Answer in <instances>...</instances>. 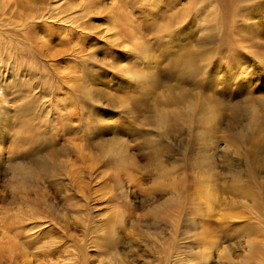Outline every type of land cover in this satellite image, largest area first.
<instances>
[{
	"label": "rangeland",
	"instance_id": "rangeland-1",
	"mask_svg": "<svg viewBox=\"0 0 264 264\" xmlns=\"http://www.w3.org/2000/svg\"><path fill=\"white\" fill-rule=\"evenodd\" d=\"M0 1V12L11 17L15 10L12 24L5 13L0 21L13 26L8 33L16 45L11 54L0 55L5 156L0 158V211L8 214L3 218L8 230L0 232L12 236L13 220L30 213L39 215L46 244L50 236L61 248L73 244L95 258L91 264H203L201 250L215 238L227 252L219 263L264 264V0ZM108 2L121 10L116 11L119 40L113 29L107 30L113 21ZM129 29L137 31L139 41ZM11 51L15 56L8 59ZM149 54V68H143L140 81L129 79L127 90L118 82L100 88L99 95L90 92L95 89L90 80H99L110 63L119 70L127 63L143 66ZM215 113L222 127L206 144L213 166L203 177L210 174L216 187L214 211H227L229 219L203 206L207 216L198 217L195 206L206 180L198 177L197 152L201 137L212 132L205 122ZM118 145L127 146L125 156L133 157L125 169L116 160ZM18 162L23 168L15 171ZM131 170L141 182L134 188L136 199L125 197ZM8 239L0 238V264H17L18 252Z\"/></svg>",
	"mask_w": 264,
	"mask_h": 264
},
{
	"label": "bare ground",
	"instance_id": "bare-ground-1",
	"mask_svg": "<svg viewBox=\"0 0 264 264\" xmlns=\"http://www.w3.org/2000/svg\"><path fill=\"white\" fill-rule=\"evenodd\" d=\"M10 1V0H9ZM24 1V0H23ZM50 1V0H49ZM59 1H61V0H59ZM83 1V0H82ZM92 1V0H91ZM96 1V0H95ZM30 2V1H29ZM40 2V1H39ZM62 2V1H61ZM94 2V1H93ZM97 2V1H96ZM2 2L0 1V4H1ZM35 3V2H34ZM63 3V2H62ZM105 3H106V1H105ZM3 4V3H2ZM32 4V3H31ZM56 4H59V3H57L56 2ZM61 4V3H60ZM17 5H19V3H17ZM17 5H16V7H17ZM49 5H50V3H49ZM99 5V4H98ZM98 5H97V8H99L98 7ZM113 5V3H111L110 4V2H108V14H109V17L113 20L112 22H111V25L109 26L108 25V28L109 29H107V30H111V29H113L114 31H113V38L114 37H118V39L117 40H119V37L120 36H116V32H118L116 29H117V24H116V21L118 22V20H119V13L118 12H120L121 10H118L117 9V7L116 6H112ZM9 6H10V4H9ZM13 6V5H12ZM34 6V5H33ZM40 6V5H39ZM38 6V7H39ZM45 6V5H44ZM85 5H83V7H84ZM87 7H88V5H86ZM106 6V5H105ZM0 7H1V5H0ZM67 7V6H66ZM90 7V6H89ZM101 7V6H100ZM107 7V6H106ZM2 8V7H1ZM0 8V9H1ZM7 8V7H6ZM14 8V7H13ZM43 8V7H42ZM52 8V7H51ZM56 8V7H55ZM58 8V7H57ZM81 8V7H80ZM113 8V9H112ZM117 10H116V9ZM61 9V8H60ZM60 9H59V11H60ZM62 9H64L63 7H62ZM79 9V8H78ZM90 9V8H89ZM101 11H102V7L101 8H99ZM98 9V10H99ZM81 10H84V9H81ZM85 10H87V9H85ZM107 10V9H106ZM105 10V11H106ZM8 11V10H7ZM10 11V10H9ZM15 11V10H14ZM14 11H13V13H14ZM58 11V10H57ZM91 11H93V10H91ZM116 11H118V12H116ZM31 12V11H30ZM65 12V11H64ZM63 12V13H64ZM89 12V11H88ZM2 13H5L6 14V12L4 11V12H0V15L2 14ZM10 13V12H9ZM12 13V14H13ZM37 13H39V12H37ZM60 13H62V11L60 12ZM100 13V12H99ZM5 14H3V16L5 15ZM10 15L12 18H14V16L13 15ZM15 14V13H14ZM28 14V13H27ZM51 14V13H50ZM56 14V13H55ZM7 15V14H6ZM9 15V14H8ZM7 15V16H8ZM39 15V14H38ZM73 15H77V14H74L73 13ZM92 15H93V13H92ZM2 16V17H3ZM18 16H20V15H18L17 14V17ZM26 16V15H25ZM33 16V15H32ZM32 16H31V18H32ZM94 16V15H93ZM9 17V16H8ZM7 17V18H8ZM11 17H9V20H7V22L9 21H11L12 19H10ZM36 17V16H35ZM75 17V16H74ZM84 17H85V15H84ZM6 18V19H7ZM23 18H24V16H23ZM38 18V17H37ZM37 18H35V19H37ZM40 18V17H39ZM50 18V17H49ZM62 18V17H61ZM64 18H66V17H64ZM64 18L62 19L63 21H64ZM69 18V17H68ZM68 18H66V19H68ZM93 18V17H92ZM130 18V17H129ZM4 18H2V20H3ZM5 19V20H6ZM26 19H28V18H26ZM59 19V18H58ZM85 19V18H84ZM88 19V18H87ZM33 20V19H32ZM69 20V19H68ZM68 20H66V22L68 23ZM71 20V19H70ZM18 21H19V19H18ZM59 21H61V20H59ZM84 22H86L85 20H83ZM82 21V22H83ZM130 20H128V22H129ZM44 22V21H43ZM47 22V21H46ZM62 22V21H61ZM66 22H65V24H66ZM75 22V21H74ZM73 22V23H74ZM123 22V21H122ZM131 22H132V20H131ZM131 22H129V24H131L130 26H132V23ZM11 23V22H10ZM8 24V23H6L5 21L3 22V21H0V30L1 29H3V31H4V35L6 36H3V34L1 35L0 34V38H1V36H3L2 38H7V41H5V40H2V38L0 39V55L1 56H3L4 55V53L6 54L7 53V51L10 53V48L11 47H13L11 44V35L12 34H9L8 33V30L10 31V29L9 28H11L12 29V23L11 24ZM39 24V23H38ZM127 24V23H126ZM12 26V27H11ZM24 26V25H23ZM62 25H60V27H61ZM78 26V25H77ZM80 27H82L81 25H79ZM84 27L83 28H87L88 29V27H85V25H83ZM99 26V25H98ZM119 26V25H118ZM14 27H16V25L14 26ZM25 27H26V25H25ZM29 27V26H28ZM59 27V26H58ZM62 27H64V26H62ZM62 27H61V29H62ZM66 27V26H65ZM64 27V28H65ZM107 27V26H106ZM120 27V26H119ZM134 27V26H133ZM30 28V27H29ZM28 28V29H29ZM33 28V27H32ZM67 28V27H66ZM65 28V29H66ZM73 28V27H72ZM132 28V27H131ZM135 28V27H134ZM15 29V28H14ZM59 29V28H58ZM67 29H69V28H67ZM66 29V30H67ZM87 29H85V30H87ZM120 29V28H119ZM121 29H122V27H121ZM120 29V30H121ZM128 29V28H127ZM13 30V29H12ZM24 30V29H23ZM26 30V32H27V29H25ZM24 30V31H25ZM73 30V29H72ZM78 30H80V29H78ZM89 30V29H88ZM132 31L133 29H129V31ZM37 32H36V34L39 36L38 38H40L41 40H44L45 39V37L43 36V31H41L40 29H37L36 30ZM55 31V30H54ZM104 31V30H103ZM130 31V32H131ZM59 32H61L60 30H59ZM58 32V33H59ZM135 33V35H133L132 33ZM137 32V31H136ZM136 32H135V30H133L132 32H131V34L134 36V39H138L137 41H139V36H137L136 35ZM1 33V32H0ZM3 33V32H2ZM12 33V32H11ZM30 33L31 32H27V35H30ZM53 33V32H52ZM63 33H65V31L63 32ZM91 33V32H90ZM92 33H93V31H92ZM21 34V33H20ZM19 33H18V35H20ZM48 34H50V32L48 33ZM120 34H123V32L122 33H120ZM22 35V34H21ZM20 35V36H21ZM67 35V34H66ZM110 35V37L112 36L111 34H109ZM118 35V34H117ZM14 36V35H13ZM12 36V37H13ZM36 38H37V36L36 35H34ZM46 36V35H45ZM51 37H52V35H50ZM68 36V35H67ZM133 36H132V38H133ZM66 37V36H65ZM107 37H109V36H107ZM16 39H17V37H15ZM46 38H47V36H46ZM50 38V37H49ZM105 38V37H104ZM131 38V37H130ZM52 39V38H51ZM60 39V38H59ZM109 39H111V38H109ZM121 39V38H120ZM126 39V38H125ZM18 40V39H17ZM22 40V39H21ZM28 40V42H30V43H32L33 42V40L34 39H27ZM38 39H36V41H37ZM114 40H116V38H114ZM129 40H131V39H129ZM35 41V40H34ZM40 41V40H39ZM47 41V40H46ZM15 42V41H14ZM22 42V41H21ZM38 42V41H37ZM45 41H41V43L43 44ZM111 42V41H110ZM120 42H122V44L125 42V41H122V40H120ZM131 42V41H130ZM136 42V41H135ZM25 43V42H24ZM126 43V42H125ZM19 44V43H18ZM20 44H22V43H20ZM33 44V43H32ZM32 44H31V47H33L32 46ZM39 45L40 46V48H41V46H43V45ZM34 45V44H33ZM16 46V45H15ZM15 46L13 47V48H15ZM29 46V45H28ZM34 46H36V45H34ZM45 46V45H44ZM43 46V47H44ZM63 46V45H62ZM38 47V46H37ZM75 47V46H74ZM76 47H77V45H76ZM79 47V46H78ZM29 48V47H28ZM39 48V47H38ZM45 48V47H44ZM51 48V47H50ZM12 49V48H11ZM30 49V48H29ZM33 49V48H32ZM187 49V48H186ZM16 51L17 50H19V49H15ZM35 50V49H34ZM84 50V49H83ZM130 50V49H129ZM13 51V50H12ZM11 51V52H12ZM20 51V50H19ZM25 51V50H24ZM23 51V52H24ZM31 51V50H30ZM41 51H43V50H41ZM136 51V50H135ZM14 52V51H13ZM13 52H12V55L8 58V59H10V58H12V56H15L14 54H13ZM22 52V53H23ZM56 52V51H55ZM85 52V51H84ZM129 52V51H128ZM15 53V52H14ZM34 53V52H33ZM32 53V54H33ZM41 53V52H40ZM48 53L50 54V50L48 51ZM88 53V52H87ZM148 53V52H147ZM11 54V53H10ZM20 54V53H19ZM25 54V53H24ZM23 54V56H26V54L24 55ZM35 54H36V52H35ZM52 54H54V52L52 53ZM30 55V54H29ZM144 55H146V54H144ZM150 55V54H149ZM7 56H9V55H7ZM28 56V55H27ZM35 56V55H34ZM37 56V55H36ZM69 56V55H68ZM19 57V56H18ZM22 57V56H21ZM122 57V59H124V55L123 56H121ZM151 55L148 57V58H145L146 59V61H144L143 62V66H137V67H135V66H132V65H130V63H129V65H127V64H124V66H122V67H120V70H119V67L117 66L118 64H116L115 62H113V63H110V68L106 71V72H102L103 74H101V77L99 78V80H96V82H97V85H98V83L100 84L99 86H96V82H95V80L93 79H91L90 81H93V83L92 82H90L89 83V85H91V86H94L95 87V89H93V90H91L90 89V92L91 93H96L97 95H99V89L100 88H104V87H108L109 89L111 88V87H113V86H116V84L119 82V86L121 87V89L124 91V90H127V88L128 87H131V81H129V79H132L133 81L132 82H136V81H140V79H141V77H142V73L144 72L145 73V70L143 69V68H145V66H147L148 67V64L150 63V61H153V60H151ZM7 58V57H6ZM20 58V57H19ZM23 58V57H22ZM140 58V57H139ZM7 59V60H8ZM13 59V58H12ZM17 59V58H16ZM48 59V58H47ZM19 60V59H18ZM38 60V59H37ZM137 60V59H136ZM135 60V62H137ZM144 60V59H143ZM190 60V59H189ZM23 61V60H22ZM25 61H26V59H25ZM29 61V60H28ZM28 61H26V63H28ZM125 61H127V59L125 60ZM124 61V62H125ZM193 59H191L189 62H190V64H189V66L190 67H192V65H193ZM9 62V61H8ZM18 62V61H17ZM30 62V61H29ZM46 62H48V61H46ZM132 63H134L133 62V60L131 61ZM10 63V62H9ZM21 63V62H20ZM78 63V62H77ZM118 63V62H117ZM123 63V62H122ZM126 63V62H125ZM131 63V64H132ZM31 64V63H30ZM135 64V63H134ZM152 64V63H151ZM4 65V64H3ZM10 65H12V64H10ZM42 65V64H41ZM6 66V65H5ZM16 66V65H15ZM14 66V67H15ZM22 66V65H21ZM31 66V65H30ZM76 66V65H75ZM188 66V65H187ZM47 67V66H46ZM115 67H117L118 68V71L115 69ZM20 68V67H19ZM25 68V67H24ZM149 68V67H148ZM148 68H146V69H148ZM12 70H13V68H12ZM15 70H16V68H15ZM68 70V69H67ZM70 70V69H69ZM72 70V69H71ZM144 70V71H143ZM18 71V70H17ZM65 71V70H64ZM143 71V72H142ZM8 72V71H7ZM17 73V72H16ZM69 73V72H68ZM67 73V74H68ZM120 74V76H119V78H117L116 77V74ZM143 73V74H144ZM70 74H72V73H70ZM79 74V73H78ZM96 74V73H95ZM0 75H2V73L0 74ZM41 75H43V74H41ZM45 75H47V74H45ZM6 76V75H5ZM67 76V75H66ZM154 76L156 77V75L154 74ZM3 77H4V75H3ZM7 77V76H6ZM116 77V78H115ZM154 77V78H155ZM12 78V77H11ZM24 78V77H23ZM31 79H32V77H30ZM34 78V77H33ZM70 78V77H69ZM153 78V77H152ZM8 79V78H7ZM18 79V78H17ZM9 80V79H8ZM46 80H47V78H46ZM45 80V82L47 83V81ZM157 80H159L158 78H157ZM67 81V80H66ZM1 82V81H0ZM27 82V81H26ZM92 83V84H91ZM14 85V84H13ZM87 85V84H86ZM1 86V85H0ZM102 86V87H101ZM118 86V85H117ZM4 87V86H3ZM89 88H91L90 86H89ZM93 88V87H92ZM119 89V88H118ZM108 90V89H107ZM115 90H116V87H115ZM1 91V93H2V90H0ZM101 91H102V89H101ZM108 91H110V90H108ZM114 91V90H113ZM113 91H111V92H113ZM5 92V91H4ZM17 92V91H16ZM41 92V91H40ZM115 92H117V91H115ZM6 93V92H5ZM104 93V92H103ZM107 93H109V92H107ZM120 92H118L117 94L120 96V94H119ZM128 93V92H127ZM4 94V93H3ZM95 94V95H96ZM1 95L2 94H0V99L2 98L1 97ZM5 95V94H4ZM3 96V95H2ZM13 97V96H12ZM120 97H122V95L120 96ZM108 98V97H107ZM123 98V97H122ZM121 98V99H122ZM128 99V98H127ZM129 100V99H128ZM72 101V100H71ZM1 102V101H0ZM72 102H74V101H72ZM14 103V102H13ZM122 103V102H121ZM76 104V103H75ZM2 105V104H1ZM73 105V104H72ZM68 106V105H67ZM125 106V105H124ZM82 107V106H81ZM86 107V106H85ZM123 107V106H122ZM130 107V106H129ZM128 107V108H129ZM31 108V107H30ZM125 108V107H124ZM127 108V107H126ZM125 108V109H126ZM131 108H133V107H131ZM79 109V108H78ZM193 109H194V103H191V106H190V116H191V114H192V111H193ZM88 110V109H87ZM92 110H94V109H92ZM131 110V109H130ZM132 111V110H131ZM60 112V111H59ZM87 112H89V111H87ZM96 112V111H95ZM3 113V107H0V114H2ZM83 113V112H82ZM90 113V112H89ZM104 113V112H103ZM72 114V113H71ZM133 114V113H132ZM96 115V114H95ZM8 116V115H7ZM94 116V115H93ZM102 116V115H101ZM131 116V115H130ZM84 116H82V118H83ZM95 118V117H94ZM97 118V117H96ZM85 119V118H84ZM102 119V118H101ZM110 119V118H109ZM208 119H210V120H208L209 121V124H208V122H205V123H207V126L209 125L210 126V128L212 129V132L211 133H209L208 135H205L204 133H201L202 135L204 134V136L203 137H201V139L200 140H202L201 142H200V148H199V150H198V152H197V158H196V161H197V166H198V169H200V174L198 175V177H199V180L201 181V183H203L202 182V180L204 179L205 180V178H206V180L204 181V183H203V185H200V184H198V185H200L199 186V193L201 192V198L198 200V202H197V200L195 201V202H197L198 204H195V206L197 205L198 206V214H199V216L198 217H201V215H206V211L207 212H209V213H213V214H218V216L219 215H221V217H223V218H225L224 217V215H226V213H227V211H226V213L224 214L223 212H221V214H220V210H218V212L219 213H217V212H215L214 211V205H216L217 203L216 202H218L219 201V198H218V196H217V191H215V190H213L214 188H216V187H214L213 188V185H215V184H213V182H212V180H211V178H210V174H208V176L206 177L205 175V178L203 177V174L205 173H207V171H209L210 169H211V167L213 166L212 165V163L210 162V161H212V160H208V155H210V152H209V154L207 155L206 154V151L208 150V148L206 147V146H208V145H206L208 142H213L214 140H216V138H215V135H213L212 133L214 132V134H215V132L217 131L218 132V130L222 127L221 126V124H222V121L220 120V118L218 117V115H217V113H215V114H213V116H211L210 118H208ZM87 120V119H86ZM62 121V120H61ZM89 121V120H88ZM103 121V120H102ZM107 121V120H106ZM97 122H99V121H97ZM124 122V121H123ZM163 122H165L164 120H163ZM100 123V122H99ZM104 123V122H103ZM106 123V122H105ZM113 123H115V122H113ZM101 124V123H100ZM129 124V123H128ZM203 124V123H202ZM105 125V124H104ZM106 125H107V123H106ZM109 125V124H108ZM116 125V124H115ZM117 126V125H116ZM206 126V125H205ZM43 127V126H42ZM99 127V126H98ZM202 127V126H201ZM39 128V127H38ZM114 128V127H113ZM139 128V127H138ZM205 128V127H204ZM101 129V128H100ZM198 129H199V127H198ZM210 129V130H211ZM41 130V129H40ZM126 130V129H125ZM209 130V131H210ZM202 131V130H201ZM200 130L198 131V132H201ZM1 132V131H0ZM31 132H33V131H31ZM109 132V131H108ZM197 132V133H198ZM216 132V133H217ZM40 133H41V131H40ZM39 133V134H40ZM114 133V132H113ZM126 133V132H125ZM2 134L3 133H0V158H2V157H5V156H2V152H3V142H1V138H2ZM97 134V133H96ZM124 134V133H123ZM132 134V133H131ZM116 135H118V134H116ZM198 136H200V135H198ZM118 137V136H117ZM116 137V138H117ZM35 138V137H34ZM135 138V137H134ZM120 139L118 138V141H119ZM128 140V139H127ZM5 142V141H4ZM48 142V141H47ZM123 142V141H122ZM129 142V141H128ZM119 143H120V141H119ZM115 144H117V142L115 143ZM213 144V143H212ZM189 146V145H188ZM214 146V145H213ZM17 147V146H16ZM20 147H23V146H20ZM19 147V148H20ZM86 147V146H85ZM190 147V146H189ZM193 147V146H192ZM191 147V148H192ZM196 147V146H195ZM205 148V151H204V148ZM18 148V147H17ZM112 149L113 148H115V146L114 147H111ZM198 148V147H197ZM112 149H111V151H112ZM127 149V146H125V147H121V146H117L116 147V149H115V153H116V155L118 156V158L116 159L117 160V163L119 164V165H122V169H125L126 167L125 166H127L128 165V163L132 160L131 158H133V157H126L125 156V150ZM187 149H188V147H187ZM85 150V149H84ZM17 151V150H16ZM127 151V150H126ZM186 151V150H185ZM197 151V150H196ZM113 152V151H112ZM8 153H12V152H9L8 151ZM83 153V152H82ZM86 153L87 152H85V155H86ZM114 153V152H113ZM187 153V152H186ZM15 154V153H14ZM81 154V153H80ZM88 154V153H87ZM128 154V153H127ZM191 154V153H190ZM213 154H215V153H213ZM8 156V155H7ZM92 157V156H91ZM115 157V156H114ZM7 158V157H6ZM211 158V157H210ZM3 159H5V158H3ZM2 159V160H3ZM8 159V158H7ZM212 159V158H211ZM6 160V159H5ZM4 161V160H3ZM8 161V160H7ZM196 161H195V163H196ZM214 161V160H213ZM215 162V161H214ZM5 164V163H4ZM214 164V163H213ZM14 165L12 164L11 165V167H13ZM14 168V170L15 169H22L23 168V166H22V164H21V162H18L17 164H16V167L14 166L13 167ZM136 168V167H135ZM206 169L205 171L206 172H204L203 170L204 169ZM215 168H216V166H215ZM119 169V168H118ZM203 169V170H202ZM128 170V169H127ZM13 171V170H12ZM16 171V170H15ZM136 171V170H135ZM17 173V172H16ZM124 173V172H123ZM134 170H131V171H129L128 173H127V182H126V195H125V197L127 196L128 198L130 197V195L132 196V197H134L135 199H136V193H135V191H134V188L136 187V186H138L141 182H140V180L138 181L136 178V176H138V175H134ZM118 174V173H117ZM136 174V173H135ZM122 174H120L119 176H120V178H118V177H116V178H118V180H121V178H122V176H121ZM124 175V174H123ZM214 175V174H213ZM125 176V175H124ZM214 178H215V176H214ZM125 179V180H126ZM139 179V178H138ZM136 180L138 181V182H136ZM207 181V182H206ZM119 182H121V181H119ZM195 182V181H194ZM216 182V181H215ZM240 182H241V180H240ZM210 184L211 185V187H210V185H208V184ZM121 184V183H120ZM120 186V188H121V185H119ZM195 186V185H194ZM25 189V188H24ZM137 189V188H136ZM26 190V189H25ZM122 190V189H121ZM122 192H123V190H122ZM196 194H198V192L196 193ZM30 195V194H29ZM197 196L198 195H196V198H197ZM127 198V199H128ZM194 198V197H193ZM195 198V199H196ZM31 201H34V200H31ZM136 201V200H135ZM201 201V202H200ZM25 202H27V201H25ZM23 204V203H22ZM30 204V203H29ZM116 204V203H115ZM127 205V204H126ZM218 205V204H217ZM216 205V206H217ZM220 205V204H219ZM27 206H29V205H27ZM120 206V205H119ZM128 206H129V202H128ZM206 209V211L204 210V212L202 211V208L203 207ZM25 207H26V205H25ZM22 208V207H21ZM27 208V207H26ZM129 208V207H128ZM130 208H131V206H130ZM130 208H129V210H127V208H125V210H124V212L123 213H125V211L127 210V211H130ZM132 208L135 210V208H136V203H134L133 205H132ZM197 208V207H196ZM218 208H219V206H218ZM118 209H120V208H118ZM122 209V208H121ZM220 209V208H219ZM22 210H23V208H22ZM21 210V211H22ZM32 210H35V209H32ZM31 210V211H32ZM122 210V211H123ZM132 210V209H131ZM134 210H132L131 212H133ZM16 211V210H15ZM19 211V210H18ZM26 211V210H25ZM37 211H38V209H37ZM24 212V211H23ZM22 212V213H23ZM27 212V211H26ZM28 212H30V210L28 209ZM5 213H7L6 212V209H5ZM4 213V209L2 210V211H0V222L1 223H3V225L2 224H0V228H2L3 230L4 229H6L7 227L5 226V224H4V222H3V218L6 216V218H7V215ZM134 213V212H133ZM122 213L120 212V215H121ZM128 214V213H127ZM130 214V213H129ZM224 214V215H223ZM15 215H20V214H18L17 212H16V214ZM33 215H36V214H32V215H30V213L29 214H24L23 213V215H20L17 219H14L13 220V226H12V229H11V232L9 231V234H11L12 236H9L8 234H6V233H8V232H0V234L2 233V235H0L1 237V240L2 239H7V238H9L7 241L11 244V246H9L7 243V247L9 246V247H12V249H13V251H14V248L17 250V252L19 253V255H18V253H17V255L16 256H18V258H16L15 257V255H13L16 259H18V263L17 264H30V263H32V264H38V263H42L43 264V262H47V263H49V264H91V263H96L95 261V258L94 257H90V256H86V254L85 253H83V252H81V251H79V248H77L75 245H73V244H69V245H66V246H63L62 248L60 247V245H59V242L60 241H58V242H56L55 240H53V238H52V236H50L49 238L51 239V242H49V243H45V239L44 238H42V234L44 233V229H42V228H40V227H42L41 225L42 224H40V222L39 221H36V219L37 218H39L38 216L39 215H37V217H35V216H33ZM119 215V214H118ZM123 215V214H122ZM133 215V214H132ZM29 216H32V220H34V221H36L35 223L34 222H32L31 221V218L29 217ZM105 216V215H104ZM128 216L129 215H127V218H128ZM131 216V215H130ZM207 216V215H206ZM228 216H231V214L229 213L228 214ZM121 217V216H120ZM210 216H208V218H209ZM214 217V216H213ZM220 217V218H221ZM6 218H5V220H6ZM116 218V217H115ZM114 218V219H115ZM124 218H125V214H124ZM204 218H206L205 216H204ZM231 218V217H230ZM109 219V218H108ZM107 219V220H108ZM219 219V218H218ZM226 219H229L228 217H227V215H226ZM4 220V221H5ZM133 220V219H132ZM217 220V219H216ZM110 221H112V220H110ZM214 221V220H213ZM104 222V221H103ZM126 222V221H125ZM207 222V224L208 223H212L211 221H206ZM110 223V222H109ZM118 223V222H117ZM222 224V223H221ZM101 225V224H100ZM112 225V224H111ZM220 225V224H219ZM223 225V224H222ZM103 226V225H102ZM119 226H121V227H125V225H119ZM225 226V225H224ZM112 227H113V225H112ZM131 227V226H130ZM133 227V226H132ZM199 227V226H198ZM105 228V227H104ZM223 228V227H222ZM122 229V228H121ZM8 229H6L5 231H7ZM103 231V227H101V226H98V231ZM108 230V229H107ZM112 230V229H111ZM114 230H116V227L114 228ZM124 230V229H123ZM205 230H206V228H205ZM208 230V229H207ZM211 230V229H210ZM214 230V229H213ZM209 231V230H208ZM120 232V231H119ZM101 233V232H100ZM115 233V232H114ZM201 233V232H200ZM105 234H106V232H105ZM196 234V233H195ZM43 235H45V234H43ZM112 235V234H111ZM129 235V234H128ZM3 236V237H2ZM80 237V236H79ZM195 237V236H194ZM206 237V236H205ZM10 238H11V240H10ZM64 238V237H63ZM193 238V237H192ZM205 240V239H204ZM213 240V242L211 243V244H209V246L208 247H206V248H204V249H202L201 250V255L203 256V260H205V263H203V264H225V263H219L218 261H219V259H223V258H225L226 257V255H227V252H226V250H224L223 248H222V245L221 244H219V240L218 239H212ZM41 243H43V244H41ZM45 243V244H44ZM73 243V242H72ZM97 243V242H96ZM0 244H4V242L3 243H1L0 242ZM91 244V243H90ZM5 246V245H4ZM92 246V245H91ZM186 246V245H185ZM203 246V245H202ZM89 247V246H88ZM93 247V246H92ZM115 247V246H114ZM5 248V247H4ZM88 249V248H87ZM81 250V249H80ZM9 251V250H8ZM110 251V250H109ZM251 251H252V253H253V251H254V246H252L251 247ZM192 252V251H191ZM110 253V252H109ZM111 253H113V252H111ZM115 253V252H114ZM113 253V254H114ZM113 254H110L109 255V257L108 258H111V256H112V258H113V256L115 255H113ZM199 255V254H198ZM190 257H191V255H189ZM188 256V257H189ZM193 256H195V255H193ZM195 257H197V255L195 256ZM194 257V258H195ZM194 258L192 257V259H190L191 261L190 262H192L193 263V261H195L194 260ZM114 259V258H113ZM115 259H117L116 257H115ZM114 259V260H115ZM199 259V258H198ZM197 259V260H198ZM228 259V258H227ZM113 260V261H114ZM118 260V259H117ZM225 260V259H224ZM109 261V260H108ZM116 262V261H115ZM216 262H218V263H216ZM16 264V263H15ZM99 264H101V263H99ZM106 264V263H105Z\"/></svg>",
	"mask_w": 264,
	"mask_h": 264
}]
</instances>
